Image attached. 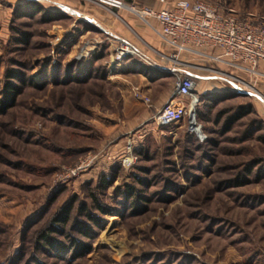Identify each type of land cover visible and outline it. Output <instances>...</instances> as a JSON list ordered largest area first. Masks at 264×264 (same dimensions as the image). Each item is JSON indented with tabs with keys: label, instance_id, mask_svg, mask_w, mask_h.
<instances>
[{
	"label": "rangeland",
	"instance_id": "374dc122",
	"mask_svg": "<svg viewBox=\"0 0 264 264\" xmlns=\"http://www.w3.org/2000/svg\"><path fill=\"white\" fill-rule=\"evenodd\" d=\"M53 1L0 0V102L8 70L25 82L13 108L0 114V264H264V87L210 61L207 70L222 79L205 80L193 70L201 98L194 125L186 119L161 128L153 116L105 163L110 144L103 125H130L119 90L132 78L129 71L139 66L165 76L164 86L174 91L175 79L154 68L167 53L165 38L141 16L150 37L136 27L124 37L115 8L94 4L105 16L90 20L89 0H75L77 9ZM202 1L264 16V0ZM27 3L43 12L18 10ZM24 35L26 43L19 42ZM123 44L136 55L118 62ZM193 63L205 65L198 58ZM68 72L79 82H70ZM129 87L133 103L149 110ZM250 105L253 112L224 133L238 107ZM85 159H94L86 172L65 181V170ZM124 159L134 164L124 166ZM104 178L111 181L106 189ZM129 186L145 200L141 211L130 206ZM93 194L109 215L98 213ZM71 201L69 229L86 213L99 220L91 250L75 262L37 252L35 235Z\"/></svg>",
	"mask_w": 264,
	"mask_h": 264
},
{
	"label": "built area",
	"instance_id": "2783aa9c",
	"mask_svg": "<svg viewBox=\"0 0 264 264\" xmlns=\"http://www.w3.org/2000/svg\"><path fill=\"white\" fill-rule=\"evenodd\" d=\"M101 5L108 6L111 10L115 7V0H103ZM137 14L144 19L154 20L165 40L176 50L171 56H163V60L171 62L173 68L164 69L154 66L156 70L170 74L175 79L171 100L154 115V122L161 128L178 126L186 119L194 125L197 109L201 103L196 80L180 73L176 68L179 64L177 59L179 51H219L221 57H207L213 62L252 76H256L258 66L264 64V16L250 12L241 13L202 0H184L172 9L164 10L141 7L137 10ZM134 55H136L135 50L130 45L123 44L117 48L116 59L120 62L125 57ZM134 94L136 99L147 107L152 106L151 99L142 96L140 90L136 89ZM133 160L135 159L130 163L129 159H124L122 163L130 167L134 164ZM93 161L94 159H85L75 167L65 170L63 178L68 181L78 177L83 171L86 172Z\"/></svg>",
	"mask_w": 264,
	"mask_h": 264
},
{
	"label": "crops",
	"instance_id": "0c3cea01",
	"mask_svg": "<svg viewBox=\"0 0 264 264\" xmlns=\"http://www.w3.org/2000/svg\"><path fill=\"white\" fill-rule=\"evenodd\" d=\"M16 1V0H15ZM103 0H89L88 3L85 5V9L88 12H91L92 14H89L88 18L90 20H97V17H101L99 13L95 11L93 5H99L102 10L108 12L109 9L105 8L103 5H101V2ZM184 1V0H115V9L118 10L119 12V19L121 20V23L124 24L125 30L123 29L122 35L124 37L128 36L130 34V31H134L133 27H136L138 30V34L142 36H149L150 33L139 25L141 23V17L140 15L137 14V10L141 7H148V8H153L155 10H164V9H172L177 3ZM55 5H58L61 7L59 4H68L70 8L74 6V8L77 9L78 4L77 1L75 0H55L53 1ZM90 5L92 7H90ZM104 16L102 14L101 19H104ZM141 18V19H140ZM149 20L150 19H146ZM143 22V21H142ZM151 22H154L157 27L159 28L158 24L154 21L151 20ZM109 23V22H108ZM131 23L134 25L131 26ZM105 27H108L107 23L103 22L102 24ZM123 26V27H124ZM135 29V28H134ZM162 48L165 50L167 53H163V56H171L173 53H175V49H173L170 44L165 40V43H161ZM215 52V51H213ZM169 53V54H168ZM217 55L218 57L220 56V53L217 54L215 52L214 54L212 51H204V52H178V71L182 74H185L187 76H190L197 80V75L194 73V69L199 68L201 72L205 73L206 75L201 76L205 80H211L212 78L218 79L214 75L213 72H209L207 70L206 64H210L209 62L212 61L211 58L207 57H213ZM198 60H203L205 61V65L202 67L201 66H196L194 61L196 59ZM156 66L162 67L164 69H171L173 68V64L169 61H164L162 60L159 64ZM225 67H228L227 65H224ZM228 69L238 75H242L247 79L248 81L251 82H258L257 85L261 86L262 88L264 87V64H260L258 66V74L256 76L249 75L246 72L233 69L232 67H228ZM132 74V78L129 79V82L127 85H120V92L121 96L123 98V115L125 117H128V124L129 127L126 126V121L123 120L122 123H114L110 124L109 126L103 125V134L105 136V145H109V149L106 153L105 157V163H108L111 161L112 158H114V155H119L122 153V151L125 148L126 144V135L129 134V132L135 130L136 128L139 127V125H142L149 121L156 113L157 110L162 108L166 103H168L171 98H172V91L167 90L165 85L164 77L165 76H159L151 71L144 72L140 71V67L136 66V69L129 71ZM128 72V73H129ZM172 79H174V76L169 75ZM130 85L134 87V89H138L141 91L142 96L148 97L151 99L152 106L149 108V110H144L141 108L140 105L134 104L132 101L131 97V89ZM264 95V94H263ZM261 99H264V96H262ZM105 118V117H104ZM138 124V125H136ZM133 125V127H131ZM136 125V126H134ZM131 127V128H130ZM88 176V175H87Z\"/></svg>",
	"mask_w": 264,
	"mask_h": 264
},
{
	"label": "trees",
	"instance_id": "16d2710c",
	"mask_svg": "<svg viewBox=\"0 0 264 264\" xmlns=\"http://www.w3.org/2000/svg\"><path fill=\"white\" fill-rule=\"evenodd\" d=\"M18 10H27V12L32 10V13L43 12V8L37 5L36 3H27L24 6H20ZM26 41L27 36L24 35L23 39L19 42L26 43ZM57 69L58 68L56 67L54 70L55 72H53L52 76L53 79L58 80L59 71H57ZM83 71L84 72L82 73L86 76H88V74L90 75V68H88L87 66L83 68ZM66 77L70 78L68 79L70 80V82H79L81 78L79 77V75H73L71 72H68ZM24 84L25 82L23 79V74L11 70H8L6 72L3 99L0 102V114H5L11 108H13V106L16 104L19 95L22 93ZM252 112L253 107L251 105L248 107H238L236 114L228 120L224 128V133L228 132L235 123L241 121L243 118L250 115ZM259 141L264 143V136L259 137ZM250 167L246 169L247 176L250 175L252 172L253 166L251 165ZM110 183V180L106 178L102 179L101 188L106 189ZM126 195L128 200L132 199L130 204L131 208L135 209L136 211H141V204L145 200H143V197L136 191V189L129 186L126 190ZM92 196L98 213L101 215H109V211L103 206H101V204L96 199L95 195L93 194ZM74 205L75 203L71 201L70 203L62 207L57 213H55L51 217L47 225L44 226L35 235L34 249L37 252H45L51 254L52 256H55L58 259H68V261L70 262H75L91 250V242L94 241L96 237L95 228H97L98 230L101 229L99 220L93 214L86 213L84 216V221H81L80 219L75 220L69 229V226L71 224V217L75 208ZM82 209L84 213L85 206H83ZM31 220L27 222L25 227L26 229L24 228L25 231L29 229V224L34 222ZM72 231H76L79 236L83 237L84 241L81 239L79 240L77 237L71 235ZM20 256H22V254ZM35 263L42 264L40 261H36Z\"/></svg>",
	"mask_w": 264,
	"mask_h": 264
}]
</instances>
